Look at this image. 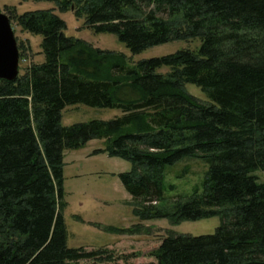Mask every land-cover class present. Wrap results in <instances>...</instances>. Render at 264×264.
<instances>
[{
    "label": "trees",
    "instance_id": "trees-1",
    "mask_svg": "<svg viewBox=\"0 0 264 264\" xmlns=\"http://www.w3.org/2000/svg\"><path fill=\"white\" fill-rule=\"evenodd\" d=\"M36 1L86 17L132 55L197 46L132 68L124 54L67 37L54 10L17 17L21 32L42 37L44 62L0 79V264L114 260L68 246L65 152L96 140L104 148L95 154L131 164L119 178L141 220H222L213 235H168L146 264H264V182L255 176L264 172V0ZM79 104L122 115L63 127V111ZM187 159L209 165L202 189L161 206L168 169Z\"/></svg>",
    "mask_w": 264,
    "mask_h": 264
},
{
    "label": "rangeland",
    "instance_id": "rangeland-1",
    "mask_svg": "<svg viewBox=\"0 0 264 264\" xmlns=\"http://www.w3.org/2000/svg\"><path fill=\"white\" fill-rule=\"evenodd\" d=\"M40 10H54L67 24L65 32L67 37L83 40L101 51L124 54L132 68L141 61L175 54L188 47L194 49L197 46L195 42L178 41L132 55L116 35L96 32L87 25L86 17L75 16L74 11L61 13L53 2L0 0V13L9 17L16 39L24 42L25 52L19 63L20 74H24L26 69L33 65L42 64L44 56L41 49L42 37L21 32L16 20L26 13ZM159 16L167 18L163 14ZM168 71L169 68L165 67L158 70V73L166 74ZM187 90L200 98L201 91L197 86L188 84ZM121 115V111L117 109L91 108L83 104L68 106L62 114V126L70 127L95 120L109 121ZM103 148V141L96 140L83 149L65 152L64 218L69 248H84L87 251L107 250L114 256V260L102 263L87 260L74 264L150 263L155 261L151 254L168 235L191 237L213 235L221 226L222 220L219 217L185 221L180 224L170 223L167 219L141 220L135 215L133 200L129 198L119 178L120 174L131 170V164L120 158L94 153ZM208 169L209 165L204 162L189 159L170 167L164 184L166 201L161 206H166L174 198L190 196L195 190H201ZM185 170H188V173L183 176ZM180 175L182 176L179 177ZM255 176L260 183L264 182V172H256ZM171 187H174V190Z\"/></svg>",
    "mask_w": 264,
    "mask_h": 264
},
{
    "label": "water",
    "instance_id": "water-1",
    "mask_svg": "<svg viewBox=\"0 0 264 264\" xmlns=\"http://www.w3.org/2000/svg\"><path fill=\"white\" fill-rule=\"evenodd\" d=\"M19 63L20 53L11 21L0 13V79L9 82L17 80Z\"/></svg>",
    "mask_w": 264,
    "mask_h": 264
},
{
    "label": "crops",
    "instance_id": "crops-1",
    "mask_svg": "<svg viewBox=\"0 0 264 264\" xmlns=\"http://www.w3.org/2000/svg\"><path fill=\"white\" fill-rule=\"evenodd\" d=\"M126 196V195H125ZM129 198H132L129 194H128Z\"/></svg>",
    "mask_w": 264,
    "mask_h": 264
}]
</instances>
